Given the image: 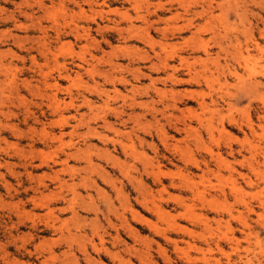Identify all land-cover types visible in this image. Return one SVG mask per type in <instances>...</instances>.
<instances>
[{
	"label": "rangeland",
	"instance_id": "1",
	"mask_svg": "<svg viewBox=\"0 0 264 264\" xmlns=\"http://www.w3.org/2000/svg\"><path fill=\"white\" fill-rule=\"evenodd\" d=\"M181 1L0 0V264H264V0Z\"/></svg>",
	"mask_w": 264,
	"mask_h": 264
},
{
	"label": "bare ground",
	"instance_id": "2",
	"mask_svg": "<svg viewBox=\"0 0 264 264\" xmlns=\"http://www.w3.org/2000/svg\"><path fill=\"white\" fill-rule=\"evenodd\" d=\"M147 2H144V3H146L147 4V6H151L152 8H153V10L152 11H149L148 12V10H147V12H148V14L149 15H156V12L159 10V9H161L162 8V6H164L163 5V3H162V0H157V2L156 3H149V1L148 0H146ZM179 2L180 0H169V2H167L168 4H170V3H173V2ZM183 1V0H182ZM181 1V2H182ZM166 4V3H165ZM144 5V4H143ZM46 8V7H45ZM148 8V7H147ZM186 8H188V6L186 7ZM163 9V8H162ZM202 9V8H201ZM184 11V15L188 12V10H183ZM207 11V10H206ZM203 13L205 12V11H202ZM27 15V14H26ZM196 16H200V15H202L201 13L198 15V14H195ZM172 16H173V14H172ZM169 17L168 19H167V22H171V21H173V19H176V18H180L181 16H179V14H177V13H175V15H174V17ZM238 16V15H237ZM26 17V16H25ZM150 18V17H149ZM38 19V18H37ZM79 19V18H78ZM141 21H143L144 23V25L145 26H143V27H139L138 29H135L134 30V28H132L134 31H132L131 33L133 34V32H135V34L133 35L135 38H137V39H139V40H144L143 39V37L145 38V36H143V34L145 33V31H147V30H149V27L151 28V24H147L146 25V18L143 16H141ZM31 20V19H30ZM54 20V19H53ZM54 22H56V21H54ZM162 22V21H161ZM33 24V23H32ZM153 24V23H152ZM193 23H192V21L190 22V19L188 20L187 19V22H186V24H185V22H184V24H181V25H179V26H170L169 27V25H168V23H165V27L164 28H162L161 29V38H160V41H159V44H158V46H159V50L160 51H163L164 52V58L163 57H157V55H156V58H158L157 59V61H158V63L156 64V63H154V64H151V66L153 67V69L155 70L156 69V71H157V66L158 65H160L161 66V69L163 70V73H164V80H162L163 82H165V80H168V81H170V83H172L173 85H179V84H183V83H185L186 82V84H189V83H193V84H196V85H198L199 86V83H200V81H199V74L197 73V72H195L196 70H194V72H189V70L187 71V73H189L187 76H188V79H186V80H182V79H180V78H177V76H178V70H180L181 68H182V64H180V62H181V60L179 59V67H168V61L170 62V60L173 58L172 56H173V51H170V50H168V51H166L167 49H170L171 48V46L167 43V42H165L167 39H168V37H167V35L165 34V33H168V35L170 34V36H173L174 35V33H181V32H183V31H185V30H187V29H189V26H191V27H194L193 25H192ZM210 24V23H209ZM21 26V25H20ZM19 26V27H20ZM26 26V25H25ZM28 26H30V25H28ZM33 26V25H32ZM132 26V25H131ZM54 27H55V25H54ZM76 27V26H75ZM205 27V26H204ZM204 27H199V28H196V33L197 34H201V32L203 33V32H206L205 30L207 29V28H204ZM33 28H34V26H33ZM42 28V27H41ZM77 28H79V27H77ZM195 28V27H194ZM154 29V28H153ZM211 29H212V26H211ZM157 30V29H156ZM44 31V30H43ZM159 32H160V30H158ZM149 32H147V34H148ZM146 34V33H145ZM10 35V34H9ZM178 35V34H177ZM194 35V34H193ZM13 36V35H12ZM132 36V35H131ZM143 36V37H142ZM133 37V38H134ZM146 37H147V35H146ZM19 39V38H18ZM35 39V38H34ZM41 39H43V38H41ZM146 39V38H145ZM152 39V38H151ZM150 38H148V39H146V42L148 43V45H152V43H153V41L151 40ZM170 39V38H169ZM196 39V37L193 39V40H195ZM199 40V39H198ZM29 41V40H28ZM189 41V40H188ZM30 42H32V41H30ZM37 42V41H36ZM155 42V41H154ZM157 42V41H156ZM192 42V41H191ZM202 42V41H201ZM39 43V42H38ZM189 43V42H188ZM198 43V42H197ZM196 43V44H197ZM202 44H203V42H202ZM43 45V44H42ZM146 45V44H145ZM155 46V45H154ZM194 46V45H193ZM232 46V45H231ZM230 46V47H231ZM54 48V47H53ZM178 47H176V49H177ZM199 48H201V50H202V52L205 54V52H206V46L204 47L203 45L202 46H200ZM174 50H175V48H173ZM190 49V48H189ZM196 49V48H195ZM49 50V49H48ZM180 50H182L181 49V47H180ZM179 50V51H180ZM188 50V49H187ZM233 50V49H232ZM66 52V51H65ZM192 52V51H191ZM176 53V52H175ZM235 53V52H234ZM236 54V53H235ZM3 55V54H2ZM13 55V54H12ZM142 55V54H141ZM166 56V57H165ZM177 56V55H176ZM148 57V56H147ZM155 57V56H154ZM172 57V58H171ZM240 57V56H239ZM5 58V57H4ZM93 58V57H92ZM146 58V57H145ZM149 58V57H148ZM162 58V59H161ZM193 58V57H192ZM238 58V57H237ZM248 58V55H246V56H244V57H240V60L242 59L243 60V62H244V65H247V63L249 62H247V59ZM143 59V58H142ZM147 59V58H146ZM182 59V58H181ZM208 59V58H207ZM233 59V58H232ZM231 59V60H232ZM235 59V58H234ZM247 59V60H246ZM239 59H237V61H238ZM84 61H86V60H84ZM183 61V60H182ZM208 60H206L205 62H207ZM187 62H189V61H187ZM197 62H198V60H197ZM203 62V61H202ZM204 62V63H205ZM247 62V63H246ZM87 63V62H86ZM183 63H184V61H183ZM189 63H191V62H189ZM188 63V64H189ZM52 64H54V63H52ZM192 64V63H191ZM194 64V63H193ZM2 65V64H1ZM45 65V64H44ZM56 65V64H55ZM58 65V64H57ZM208 65V64H207ZM54 67V66H53ZM116 67V66H115ZM119 67V66H118ZM121 67V66H120ZM185 67V66H184ZM252 67V66H251ZM64 68V67H63ZM8 69V68H7ZM52 69V68H51ZM57 69V68H56ZM160 69V68H159ZM167 69H170V72H167ZM188 69V68H187ZM192 69V68H191ZM39 70V69H38ZM129 70V69H128ZM183 70V69H182ZM193 70V69H192ZM1 71H2V69H1ZM85 71V70H84ZM5 72V71H4ZM13 72V71H12ZM52 72V71H51ZM159 72V71H158ZM249 72L251 73V72H253L252 70H251V68L249 69ZM260 72V71H259ZM6 73V72H5ZM135 73H137V69L134 71V75H135ZM41 74V73H40ZM45 74H47V72L45 73ZM110 74V73H109ZM108 74V75H109ZM42 75V74H41ZM136 76V75H135ZM138 77V76H137ZM136 77V78H137ZM7 78V77H6ZM110 78H111V76H110ZM240 79V78H239ZM206 80V79H205ZM158 82V79L157 80H151V87H152V89H153V91L155 92V93H157L158 91L156 90V88L154 87V82ZM161 81V82H162ZM12 82V81H11ZM10 82V83H11ZM205 82V84L208 86V82H206V81H204ZM10 83H9V86H10ZM24 83V82H23ZM15 84V83H14ZM13 85V84H12ZM23 85V84H22ZM5 86V85H4ZM49 86H51V85H49ZM52 86H54V85H52ZM51 86V87H52ZM3 88H5V87H3ZM146 88V87H145ZM209 88V87H208ZM6 89V88H5ZM13 89V88H12ZM138 89V88H137ZM90 90V89H89ZM159 90V89H158ZM99 91V90H98ZM171 92V91H170ZM38 93V92H37ZM146 93V92H145ZM160 96L161 95H164V94H166L165 92H160L159 91V93H158ZM135 95V94H134ZM174 95H176V98H177V93L176 94H174ZM179 95H180V93H179ZM185 95H187V94H185ZM190 95V94H189ZM173 96V95H172ZM193 96V95H192ZM198 96V95H197ZM200 96H204V95H200ZM206 96V95H205ZM15 98V97H14ZM170 98H171V96H170ZM175 98V97H174ZM187 98V97H186ZM190 98H191V96H190ZM195 98V97H194ZM52 99H53V101L55 102V95L53 94L52 95ZM178 99H181V98H179L178 97ZM17 100V99H16ZM7 101V100H6ZM213 102V101H212ZM136 103V102H135ZM54 105H57L56 103H54L53 104V109L55 110V108L58 106H56V107H54ZM201 107L202 108H204V107H206V106H204V103L202 102L201 104ZM174 107V106H173ZM172 107V108H173ZM175 108V107H174ZM151 109V108H150ZM201 109V108H200ZM156 111V110H155ZM158 112V111H157ZM188 112V111H187ZM8 113V112H7ZM189 114L191 113L190 111L188 112ZM121 114V113H120ZM156 114V113H155ZM6 115V114H5ZM197 115H195V118H197L196 117ZM154 118V117H153ZM166 118V117H165ZM179 120V119H178ZM198 120H200V118L198 119ZM33 121V120H32ZM54 121V120H53ZM184 121V120H183ZM158 122V121H157ZM58 123V122H57ZM135 123V122H134ZM141 123V122H140ZM182 123V122H181ZM9 125V124H8ZM164 125V124H163ZM183 125H185V124H183ZM12 128V127H11ZM138 129V128H137ZM29 130V129H28ZM109 130V129H108ZM175 130V129H174ZM181 130V129H180ZM185 129H182V132L184 131ZM31 131V130H30ZM176 131H178V133H179V128H177L176 129ZM187 131V130H186ZM185 131V132H186ZM37 133V132H36ZM46 133V132H45ZM188 133V132H187ZM22 134V133H21ZM71 134V133H70ZM134 134V133H133ZM60 135V134H59ZM63 135V134H62ZM65 135V134H64ZM130 136V135H129ZM55 140H58L59 142H60V138H61V135L59 136V137H55V136H52ZM136 137V136H135ZM61 143V142H60ZM64 143V142H63ZM59 144V143H58ZM62 144V143H61ZM60 145V144H59ZM78 151V150H77ZM62 152V151H61ZM43 153V152H42ZM81 153V152H80ZM33 154V153H32ZM71 155H73V154H71ZM76 157V156H75ZM41 159V158H40ZM83 159V158H82ZM143 165V164H142ZM121 166V165H120ZM89 167V166H88ZM96 169V168H95ZM180 179V178H179ZM59 180V179H58ZM156 180V179H155ZM157 181H158V179H157ZM65 184V183H64ZM81 185V184H80ZM5 186V185H4ZM62 186V185H61ZM65 186V185H64ZM72 188V187H71ZM144 188V187H143ZM158 192V191H157ZM51 195V194H50ZM52 196V195H51ZM148 196V195H147ZM72 197V196H71ZM58 198V197H57ZM147 199V198H146ZM44 201V200H43ZM143 201H145V200H142V202ZM41 203V202H40ZM144 203V202H143ZM143 203H141V205H144ZM146 203H148V202H145V204ZM143 207V206H142ZM144 207H145V209H148L149 211H151V212H153L160 220H161V218H163L165 215H164V213H162L161 211H160V209L158 208V207H156V206H154V205H151V207H147L146 205H144ZM186 210V209H185ZM187 211V210H186ZM186 214H188V211L186 212ZM132 217H133V220L135 221V222H138V223H144V224H146L150 229H152L153 231H155V233L156 234H160V232L156 229V227L153 225V224H151V223H149L147 220H144L143 218H141V216H139V214L138 213H133L132 214ZM178 229V228H177ZM162 231V230H161ZM163 234V233H162ZM71 235V234H70ZM188 235V234H187ZM165 236V235H164ZM56 243V242H55ZM50 246V245H49ZM176 249V248H175ZM181 251V250H180ZM85 253V252H84ZM181 253L183 254V252L181 251ZM184 255V254H183ZM186 258H188L186 255H184ZM203 259V258H202Z\"/></svg>",
	"mask_w": 264,
	"mask_h": 264
}]
</instances>
